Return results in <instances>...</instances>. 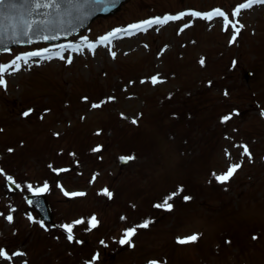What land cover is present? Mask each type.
Returning <instances> with one entry per match:
<instances>
[{"label":"rangeland","instance_id":"obj_1","mask_svg":"<svg viewBox=\"0 0 264 264\" xmlns=\"http://www.w3.org/2000/svg\"><path fill=\"white\" fill-rule=\"evenodd\" d=\"M242 2L127 0L70 38L0 51V65H10L26 52L81 46L63 49L64 60L32 57L3 74L0 250L11 258L0 256V264H264V4L233 16ZM217 8L244 25L235 43ZM209 12L212 19L203 15ZM180 13L148 33L87 47L110 28ZM241 162L227 182L215 179ZM9 175L21 187L12 189ZM45 183L55 226H41L27 200L35 193L29 184ZM174 192L171 210L155 207ZM76 220L84 222L69 241L60 226ZM133 227L130 244L119 243ZM192 235L198 238L179 242Z\"/></svg>","mask_w":264,"mask_h":264},{"label":"snow or ice","instance_id":"obj_2","mask_svg":"<svg viewBox=\"0 0 264 264\" xmlns=\"http://www.w3.org/2000/svg\"><path fill=\"white\" fill-rule=\"evenodd\" d=\"M62 2L68 3V2H70V0H0V16H3L5 13L11 12L13 10L18 11L20 8H24L28 12L29 16H32L33 13H36L37 15H45L44 13L39 12L40 9H55L57 12H59L61 9V3ZM85 2H87V0H85ZM255 4H264V0H245V2L240 3L235 8L232 15L237 16L241 13V11L243 9L251 8ZM47 15H51V13H47ZM184 15H186V13H180L179 15H175V16L166 15L163 18L155 17L153 19H149V20H145V21H142L139 23L131 24L125 29H119V28L114 29L112 32H109L106 35L99 37L98 42H99V44H103V45L107 46V44H109L113 38H118L119 33H121V32H125L128 34H134V31H147V29L149 27H152L154 24H156V25L166 24L170 20H179ZM191 15L199 17L202 14L200 12H193V13H191ZM203 15L207 19H212V17H213L212 12H209V13H206ZM215 15H218V16L225 18L226 27L229 23H231V26L234 29V34L230 40V43H235L236 38L239 35L240 30L244 27V25L239 24V21H236L234 23L229 21L225 12L221 11L219 8L215 9ZM49 23L50 22L47 20H36V19L25 20L24 26L21 27L19 29V31H16L13 33V42L20 43L21 40L19 39V37H24V36L28 37L27 42H29V43L32 42V36H36L38 39H43V40L58 39V36L44 34V32L46 31V26ZM237 24H239V27H237ZM187 26L188 25H185V27H187ZM130 29L134 30V31L129 32ZM81 39L84 41H88V37H86V36L81 37ZM0 43H5V41L3 39H0ZM97 46H98L97 42H91V43L87 44V47L93 51L96 49ZM53 47H58L62 50L63 49H71L72 51H80L81 50L80 45L78 43H71V42L68 45H63V44L53 45ZM4 50L10 51V49L7 46H5ZM45 53L49 54V55L44 57L45 59H52L53 56L59 57L61 60L65 59V56L61 52L52 53L50 48H43V49H39L36 51L28 52V53H25L23 55V57L20 55H17L11 61L10 65H0V86L5 87V89L7 88V81L4 79L3 74L7 71V69L9 67L15 66L14 71H19L21 65L19 63H17L18 61L23 60L24 63L27 64L28 58L41 57ZM111 54L113 57H115V55H116L115 52H112ZM67 63H69V64L72 63L71 57L67 58ZM200 63L203 65L204 60L201 59ZM235 63L236 62L233 61L234 66H235ZM151 79H152L153 83L159 82L157 76H154ZM225 94L227 95V93H225ZM84 99L87 100V97H85ZM108 99L112 100V99H114V97H109ZM92 107L98 108V107H101V104L94 103V104H92ZM31 111H32L31 109L28 111H25L22 115L27 117L30 115ZM233 114H238V113H233ZM233 114L225 115L222 118V121L226 122V121L230 120L232 118ZM261 115H264V111L261 112ZM136 122H137L136 120L132 121V123H134V124ZM0 131H3V130L0 129ZM242 147L244 149L242 155H247L249 158H251V153L248 149V146L243 145ZM95 150H99V149H95ZM8 151L11 152V151H13V149L9 148ZM121 159L124 161L133 160V159H135V156L131 155V156H127V157H121ZM241 164H242V162L231 165L230 168L227 170V172L224 174L217 175V174L213 173V175L218 182L225 183L233 177V175L236 173V171L241 167ZM50 167H51V165H50ZM3 171H4L3 169H0V173H3ZM54 171L64 172V171H67V169H54ZM7 180L11 181V183L15 184L17 188L21 187L12 176H10V175L7 176ZM27 187H28V189L33 190L37 195H39L42 192H46L49 190V185L47 183H45L42 187L36 188V189H33V186L31 184H29ZM104 192L108 195L109 198H111V196H112L111 192H109L107 189H105ZM64 195L65 196H82L85 194L80 193V192L69 193V192L65 191ZM177 195H179L178 192L172 193L171 196H169L167 199H165L163 204H157V205H155V207H157V208L166 207L168 210H171L173 208V205L171 203H169V200H171L173 196H177ZM184 199L187 201V200H190L191 197L185 196ZM28 203L31 204L32 201L29 200ZM11 211H15V209H12ZM0 215H4V214L0 213ZM5 218L9 222H13V220H14V217L11 213H9ZM30 219H31V217H30ZM83 222H84L83 220H76L73 223L63 224L60 226L66 230V232L68 234L67 238L69 241H72L74 239V236L72 234L74 225H79ZM40 223H41V226H44L43 221H40ZM98 223H99V221L97 220V218L95 216L91 217V226L92 227H96L98 225ZM148 226H149V222H147V221L145 223H143L142 225H139V227H143V228H147ZM89 230H91V229H89ZM135 234H136V228L135 227L127 229L124 233V237L119 241V243L130 244L131 238ZM197 238H198L197 235H192L190 237H185V238L179 239V242L182 244L188 243L191 241H195ZM256 238L257 237H255V236L253 237V239H256ZM101 243L103 244L104 241H101ZM13 255H23V253L17 252V253H13ZM0 256L7 257L9 259L11 258L9 256L8 252L4 251V250H0ZM96 259H99L98 253L94 257V260H96ZM89 264H93V262H89ZM149 264H157V262L151 261V262H149Z\"/></svg>","mask_w":264,"mask_h":264},{"label":"water","instance_id":"obj_3","mask_svg":"<svg viewBox=\"0 0 264 264\" xmlns=\"http://www.w3.org/2000/svg\"><path fill=\"white\" fill-rule=\"evenodd\" d=\"M123 1L87 0L85 2V0H70L68 3H61L59 12L55 9H40L39 12L45 15L33 13L32 16H29L24 8L5 13L3 16H0V39L5 41V43H0V50L4 49L5 46L9 48L13 45L29 43L27 42V36L19 37L21 40L20 43L13 42V33L19 31L24 26L25 20L36 19L49 21L50 23L46 26L44 34L58 36V39L55 40H59L86 28L98 15H107L116 11ZM47 13H51V15H47ZM37 41H43V39L32 36L31 43ZM29 198L35 203L42 217L47 221H51L52 214L49 203L46 200V195H30Z\"/></svg>","mask_w":264,"mask_h":264}]
</instances>
